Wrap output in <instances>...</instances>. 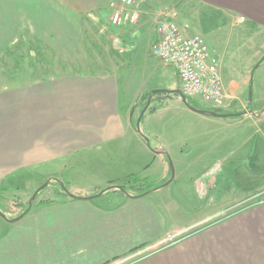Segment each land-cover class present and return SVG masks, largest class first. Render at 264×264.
I'll return each mask as SVG.
<instances>
[{
  "label": "crops",
  "instance_id": "crops-1",
  "mask_svg": "<svg viewBox=\"0 0 264 264\" xmlns=\"http://www.w3.org/2000/svg\"><path fill=\"white\" fill-rule=\"evenodd\" d=\"M110 1L0 0V54L22 40L36 43L39 49L49 45L51 54L66 65L64 72L54 76L0 90V187H12L9 180L18 173H35L61 179L71 193L56 187L54 202L37 207L28 204L26 213L23 206L19 220L21 215H0V264H111L179 230L186 231L176 241L126 264H264V196L220 217L223 207L238 198L227 197L215 206L214 191L233 179L225 174L224 179L213 180L211 171L235 170L239 165L230 158L224 166L217 160L207 165L208 156L231 151L233 129L257 115L242 98L250 83L251 64L241 77L224 76L219 64L225 104L216 112L230 116L195 112L174 96L155 112L146 111L138 128L135 102L141 90L132 96L123 91L122 79L126 84L130 74L126 57L133 55L136 41H146L150 54L157 20L168 7L157 4L158 0H136L133 8L141 15L139 24L114 26L108 12ZM190 2L191 10L180 12L181 20L188 15L200 21L199 10L204 6L220 11L226 18L223 25L240 27L247 34L263 33L264 0ZM34 49L28 50L29 58L40 55ZM147 57L158 66L155 57ZM173 72L178 86L174 68ZM172 107L178 113L201 115L202 122L219 130L211 139V131L196 132L193 123L183 122V132L188 133L179 141L186 147L177 153L175 165L166 143L169 137L162 132L177 123L167 118ZM198 149V159L184 156ZM186 169L191 171L196 199L206 195L208 200L202 212L195 206L191 215L182 198L167 189ZM89 172L104 173L105 180L97 177L93 187L79 183ZM260 172L264 176V170ZM131 177L171 182L142 196L115 190L89 197L105 185ZM255 189L245 198L264 192V184ZM178 206L187 214L170 218Z\"/></svg>",
  "mask_w": 264,
  "mask_h": 264
},
{
  "label": "rangeland",
  "instance_id": "rangeland-1",
  "mask_svg": "<svg viewBox=\"0 0 264 264\" xmlns=\"http://www.w3.org/2000/svg\"><path fill=\"white\" fill-rule=\"evenodd\" d=\"M158 1L159 3L157 4L168 7L167 9L165 8L166 14L161 15L158 20L164 15L173 12L175 19H177L179 23L189 25V31L191 33L203 36L211 52L218 57L219 64L222 65L223 68L224 76L229 77L231 75H237L241 77L245 74V70L249 64L252 66L251 73L249 74L250 83L246 89L242 91V98L250 104V109H252L257 115L251 120L242 122L241 125L244 124L243 127L237 125L233 129L232 132H235V136L232 140L231 151H221V154L217 156L210 155L207 157L209 160L207 165H212L214 161L217 160L218 165L224 166V162L227 158H230V160L234 161L236 165H239V169L237 168L235 170L229 167H220L211 171V179L213 180L224 179L223 176H225V174H228V176H226L227 178H230L229 176H231L233 179L229 182V184H226V186L225 183H223V185L216 188L214 194H216L217 202L214 205L217 206L222 204L224 201H227V197L238 198L237 202H230L223 207V210L221 211L222 215L220 216L223 217L234 211V209H238L241 206L264 196V192L257 193V195L250 198H245L244 196L253 189L255 191V188L261 187L264 184L263 172H260L264 170V115L262 116L261 114L264 110V61L258 65L259 61L264 56V30L262 31L263 33L255 31L254 33L252 32L247 34V31H240V27L223 25L224 22H226L225 16L218 10L205 8L204 6L200 7L201 10H199V12L201 11L200 21H198V18L194 19L193 16L188 15L184 18V20H181L180 12L185 9L191 10L190 6L192 5L190 1L192 0ZM156 2L157 1H155V3ZM136 5H138V3ZM195 10H198L197 5ZM140 17L141 15L139 13V21ZM146 43V41H142L139 44L138 41H136V44H134L135 49L131 52L133 55H127L126 57L125 65L130 73L127 83L125 84L124 78L122 79L124 93L128 94V96H132L135 92L137 93L141 90L139 94L143 96L135 109V121L139 118V113L144 109V104L146 103L145 96L149 95L148 93L157 89H179L173 68H165L164 65L162 66V64H159V60L157 58L156 59L158 61H156L158 64L156 65L158 66L150 64L151 62H149L147 56H154L147 54ZM29 48L31 50L32 48H35V52H41L38 58L32 59L28 57V50L30 51ZM37 48L38 46L36 43L28 44L19 40L13 47L10 49L7 48V50L0 54V90L9 88V86L13 84H17L16 86L19 87L22 82H26L27 80H33L38 77H50L54 76L59 71H65L66 65L64 64V61L55 58L51 54L52 50L49 45H41L40 49ZM158 84L162 85L157 86ZM142 89L145 91H142ZM170 96L171 98L174 96L180 97L179 94H170ZM168 100L169 99L164 100V102H167ZM190 100L193 101L192 98H190ZM138 101L139 98L135 104H137ZM193 102H195V100ZM197 106L199 109H207L203 108L199 104H197ZM209 110L214 111L215 109ZM170 111L171 112L167 115L168 120L172 119L177 121V123L172 127L163 128L162 132L169 137V141L166 143L170 144L169 147L171 149V153L173 154L172 160L175 165L176 161H178L177 153H180L181 150L186 147L184 143L179 141L180 138L188 133L183 132V130H186V128L183 129V122L189 121L193 123L196 132L198 129L211 131V139H214L215 133H218L219 130L214 125L202 122V120H200V118H202L201 115H197L192 112H189L191 114L178 113L174 107H172ZM189 128L191 131L193 130L192 127ZM164 139L165 138L163 136V140ZM174 143L175 145H172ZM200 151L202 150L200 149ZM199 153L198 149L195 150L192 155L188 156L186 153L184 156H186L187 160L188 158L189 160H196L198 159L197 157ZM174 170L176 172V166H174ZM182 173V177H178L176 179L177 183L174 182L176 184L169 185V188H167L168 191H172L178 197L182 198V202L185 204L183 206L188 211V214H195V211H193L195 206L200 207L202 212L203 205L207 206V196L205 195L202 198L201 195L200 200L196 199L194 194V182L190 180V177L192 176L191 171L186 169V171L183 170ZM209 174L210 172L207 173L206 176ZM104 175V173L89 172L88 174L80 177L79 183L88 187H93L97 177L105 180ZM234 178L236 180H234ZM9 181H11L9 183H11L12 187L6 188V191L3 189L0 199L1 203H3L1 207L2 212H4V214L8 213L9 218L21 215L24 211L23 206H25L26 210V208H28V204H33L37 207L46 201L54 202L55 200L53 199L55 198L56 187H59L60 190H65V193L67 194L68 192L70 193L68 189L69 186H67V184L61 182V179L52 176L41 177L35 173H28L26 175L24 173L23 176L22 173H18L13 176L12 180L10 179ZM125 182L126 181H122L119 183L116 182L105 185L95 191V193H91L89 197H98L106 192L121 190V187H123L122 185H124ZM60 184L62 185V188H60ZM130 193L134 194L131 191ZM33 195H36L35 199H32ZM164 195L165 194H161L162 197H164ZM187 206L191 208L189 209ZM184 207L178 206V210H171L172 215L170 214V218L174 217L175 219H178L180 216L184 218L187 214ZM208 210L209 208H207V211ZM183 231L186 230H179L176 233H172V235ZM176 239H179V237ZM127 259L118 260L111 264L122 263L127 261Z\"/></svg>",
  "mask_w": 264,
  "mask_h": 264
},
{
  "label": "built area",
  "instance_id": "built-area-1",
  "mask_svg": "<svg viewBox=\"0 0 264 264\" xmlns=\"http://www.w3.org/2000/svg\"><path fill=\"white\" fill-rule=\"evenodd\" d=\"M135 2L136 0H111L108 12L112 25L137 23L139 12L133 8ZM189 28L188 24L179 23L173 12L164 15L157 21V36L149 52L164 65L174 68L183 95L204 108L221 109L225 104V92L219 59L211 52L204 37L191 33ZM6 215L9 217L8 213ZM183 232L147 246L131 255L127 261L118 264H126L152 254L176 241L177 236Z\"/></svg>",
  "mask_w": 264,
  "mask_h": 264
},
{
  "label": "trees",
  "instance_id": "trees-1",
  "mask_svg": "<svg viewBox=\"0 0 264 264\" xmlns=\"http://www.w3.org/2000/svg\"><path fill=\"white\" fill-rule=\"evenodd\" d=\"M264 61V57L259 61L258 65ZM149 95L145 96V100L146 103L144 104V108L146 107L149 98L152 96L151 98V103L150 105L147 107L146 111L148 113H153L155 112L159 107L164 105V100L170 99V92H168L167 90H161L158 91L156 93L150 92L148 93ZM142 95L139 97V101L136 104V106L140 103L141 99H142ZM188 101L191 105L198 107L197 103L193 102L190 100V98H188ZM145 111V112H146ZM218 111V110H216ZM220 111V110H219ZM141 113V112H140ZM145 114V113H144ZM144 115L141 118V121L143 120ZM138 119L135 121V123L137 124ZM140 121V122H141ZM165 182H155L152 181L150 178H139V177H131V179H129L128 181H126L124 183V185H122L123 187V191L127 192V191H134L136 192V196H142L148 193H151L153 190L161 188L162 186H164ZM3 189L4 191H6V187H0V199L3 193ZM68 194L70 195V193L68 192ZM50 203L49 201L44 202L42 205L48 204ZM0 209H1V201H0ZM29 209L26 208L25 212H28Z\"/></svg>",
  "mask_w": 264,
  "mask_h": 264
},
{
  "label": "water",
  "instance_id": "water-1",
  "mask_svg": "<svg viewBox=\"0 0 264 264\" xmlns=\"http://www.w3.org/2000/svg\"><path fill=\"white\" fill-rule=\"evenodd\" d=\"M161 90H165V89H157V90H153V91H151V92H152V94H153V93H156V92L161 91ZM167 91L170 92V94H179V96L181 97V99H182V101L185 103V105H186L187 107H189L191 110L195 111V112H198V113H201V114L213 115V116H217V117H228V116H230V114H226V113H218V112H215V111H209V110H203V109H199V108H197V107L191 105V104L189 103L187 97H186L185 95L182 94V92L180 91V89L167 90ZM151 98H152V96L149 98L146 107L141 111V114H140V116H139V118H138V121H137V127H138V128H140V121H141L142 116L144 115V113H145L147 107H148V106L150 105V103H151ZM173 177H174V170L172 169V178H173ZM170 180H171V179H170ZM170 180L166 183V185L169 184V183L171 182ZM121 190H123L122 187H121ZM38 191H39V190H38ZM38 191H37V192H38ZM35 196H36V195H33L32 199H35ZM25 213H26V212H25ZM0 215H2L3 217H6V215H5L1 210H0ZM21 217H22V215H21L20 217H18L16 220H19Z\"/></svg>",
  "mask_w": 264,
  "mask_h": 264
}]
</instances>
